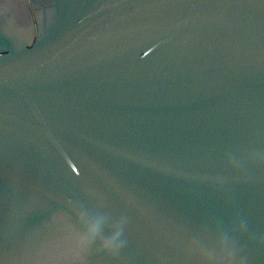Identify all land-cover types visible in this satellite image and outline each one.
Returning <instances> with one entry per match:
<instances>
[{
    "label": "water",
    "instance_id": "water-1",
    "mask_svg": "<svg viewBox=\"0 0 264 264\" xmlns=\"http://www.w3.org/2000/svg\"><path fill=\"white\" fill-rule=\"evenodd\" d=\"M209 249L264 264V0H0V264Z\"/></svg>",
    "mask_w": 264,
    "mask_h": 264
},
{
    "label": "clouds",
    "instance_id": "clouds-1",
    "mask_svg": "<svg viewBox=\"0 0 264 264\" xmlns=\"http://www.w3.org/2000/svg\"><path fill=\"white\" fill-rule=\"evenodd\" d=\"M90 231L92 232L93 236L98 235L99 234V227L97 225H93L90 228ZM121 235H122V231H118V232L114 233L113 236L107 238L105 240V247H109V246H115L117 248L123 247L124 242L119 240ZM117 241H119L118 244H117ZM221 243L223 244L224 241H222ZM199 259L201 261V264H208V261L210 259L220 260L222 262V264H231L230 257L222 256L215 249L207 250L205 253L200 255Z\"/></svg>",
    "mask_w": 264,
    "mask_h": 264
}]
</instances>
